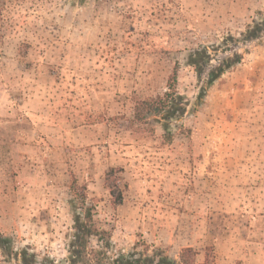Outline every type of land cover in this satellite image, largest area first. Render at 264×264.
I'll return each mask as SVG.
<instances>
[{"label": "rangeland", "instance_id": "rangeland-1", "mask_svg": "<svg viewBox=\"0 0 264 264\" xmlns=\"http://www.w3.org/2000/svg\"><path fill=\"white\" fill-rule=\"evenodd\" d=\"M262 18L264 0H0V233L35 264H66L76 178L110 264L185 247L264 264V33L208 87L188 63L202 46L213 65L232 56L227 39ZM176 66L188 107L169 141L160 117L133 113Z\"/></svg>", "mask_w": 264, "mask_h": 264}, {"label": "trees", "instance_id": "trees-1", "mask_svg": "<svg viewBox=\"0 0 264 264\" xmlns=\"http://www.w3.org/2000/svg\"><path fill=\"white\" fill-rule=\"evenodd\" d=\"M262 33H264V18L261 21H254L253 25H249L246 31L240 33L239 38L230 36L227 39L229 41H226L224 52L233 51L232 46L236 47L240 42L256 39ZM242 59V53L233 51L232 56H225L218 60L216 65H213L215 57L212 56L211 50L202 46L189 54L188 63L193 67L198 80H203L205 87H208L229 68L240 63ZM178 70L176 66L169 76L166 91L162 95L137 99L134 104L133 121L148 124L151 115L160 117L164 129L168 133L166 137L169 141L172 140V134L169 131L171 122L183 118L188 107L185 97L178 91ZM205 87H203L200 97L204 95ZM114 178V169L111 168L107 173L106 182L111 195L116 196V203L119 205L122 203L123 194L116 187ZM72 187L75 191L79 189L76 196L82 201L85 210L78 214L74 220V233L69 245V259L66 264H110V258L107 256V251L111 246L110 234L108 231L100 230L94 223L93 208L86 205L87 187L79 185L76 178H73ZM91 238L97 239L101 245L100 248L90 246ZM210 251V248L206 250L204 261L201 263L198 262L199 252L193 247H185L180 251L179 260L170 259L160 251H154L151 254L147 251L146 253L121 255L113 260L112 264H211ZM35 257V254H31L26 248L17 249L15 238L0 233V264H11L12 261H16L18 264H35ZM237 264H242V262L238 261Z\"/></svg>", "mask_w": 264, "mask_h": 264}]
</instances>
